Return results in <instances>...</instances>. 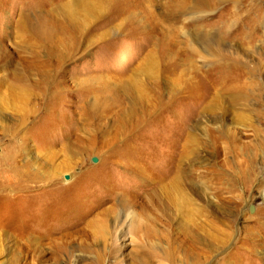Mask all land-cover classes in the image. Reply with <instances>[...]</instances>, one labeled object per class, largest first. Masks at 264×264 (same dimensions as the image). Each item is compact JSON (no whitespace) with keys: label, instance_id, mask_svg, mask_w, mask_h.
<instances>
[{"label":"rangeland","instance_id":"rangeland-1","mask_svg":"<svg viewBox=\"0 0 264 264\" xmlns=\"http://www.w3.org/2000/svg\"><path fill=\"white\" fill-rule=\"evenodd\" d=\"M263 192L264 0H0V264H264Z\"/></svg>","mask_w":264,"mask_h":264},{"label":"bare ground","instance_id":"bare-ground-1","mask_svg":"<svg viewBox=\"0 0 264 264\" xmlns=\"http://www.w3.org/2000/svg\"><path fill=\"white\" fill-rule=\"evenodd\" d=\"M88 5V4H87ZM87 5H86V8L85 9H87L86 11H85V9H84V11H83V13H84V15L86 16V17H88L89 15H90V13L91 12H93L94 10L93 9H91L92 7H87ZM65 25H64V28H60L59 29V33L61 34V37H58V39H56V38H54L53 37V34H52V32H51V30L46 26V27H44V21H41L40 23H39V26H36V27H34V28H32V30L30 29L28 32H29V34L32 36V37H34V38H36L37 40H39V41H42V42H44L45 44H47L48 46H46L47 47V49H48V51H49V55H50V57H52V55L53 54H55L56 53V51L55 50H53L52 48H54V47H51V45L49 44V43H51L52 45L53 44H56V42L57 41H59V40H61V44L63 45V47L65 46V37H63L64 36V34L66 33V29H65ZM70 30V29H69ZM81 33H82V30H81V27H80V25H73L72 27H71V33H70V36L71 37H69L71 40H72V42L74 43V44H76V43H78L79 41H80V39H81V37H82V35H81ZM194 39H195V42H197L201 47H202V50L203 51H205L206 53H208V54H212V55H214V54H216L217 53V55H220V53L222 52V50H220V49H218V48H213L212 47V44L213 43H215V42H213L212 40H211V38H208V37H201V36H197V35H194V37H193ZM53 40L55 41V42H53ZM43 44V43H42ZM216 44V43H215ZM69 47V46H68ZM68 47H67V49H68ZM57 50V49H56ZM58 51V50H57ZM163 53V52H162ZM161 53V54H162ZM65 54L66 53H64V52H62V53H59V54H57V58H59V59H63L64 58V56H65ZM230 54V53H229ZM164 55V54H163ZM226 55V54H225ZM149 59V58H148ZM150 60V59H149ZM148 60V61H149ZM156 81V80H155ZM145 87V86H144ZM152 90V89H151ZM17 95H15V97H16ZM143 97V96H142ZM158 97V96H157ZM144 100V98H142V104H143V101ZM147 102V101H146ZM144 105V104H143ZM155 105V104H154ZM151 106L153 109H154V107L156 106ZM205 108H207V107H204V109ZM152 109V110H153ZM152 110H149L148 111V113H151V111ZM65 176V175H64ZM68 180H69V178H68ZM171 185H173V184H171ZM68 235V234H67ZM72 234L70 233L69 234V236H71ZM73 236V235H72ZM66 237V236H65ZM69 238V237H68ZM53 240V239H52ZM53 241H55V240H53ZM59 242V241H58ZM57 244V243H56ZM55 244V245H56ZM62 247L64 248L65 246H64V244H60V245H57L56 246V248H57V251H60L61 249H62ZM98 262H99V260H98Z\"/></svg>","mask_w":264,"mask_h":264},{"label":"water","instance_id":"water-1","mask_svg":"<svg viewBox=\"0 0 264 264\" xmlns=\"http://www.w3.org/2000/svg\"><path fill=\"white\" fill-rule=\"evenodd\" d=\"M91 161H92V162H96L97 159H96V158H92ZM68 178H69L68 175H65V176H64V179H65V180H68ZM262 199H263V201H264V192L262 193ZM249 211H250V212H253V206H250V207H249Z\"/></svg>","mask_w":264,"mask_h":264}]
</instances>
